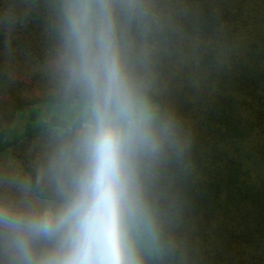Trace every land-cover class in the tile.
<instances>
[{"label":"trees","instance_id":"1","mask_svg":"<svg viewBox=\"0 0 264 264\" xmlns=\"http://www.w3.org/2000/svg\"><path fill=\"white\" fill-rule=\"evenodd\" d=\"M161 2L172 23L154 100L191 150L186 169L160 178L143 264H264V0ZM56 3L0 0V195L47 198L48 157L71 126L56 91Z\"/></svg>","mask_w":264,"mask_h":264},{"label":"clouds","instance_id":"2","mask_svg":"<svg viewBox=\"0 0 264 264\" xmlns=\"http://www.w3.org/2000/svg\"><path fill=\"white\" fill-rule=\"evenodd\" d=\"M54 16L72 122L46 163L48 197L0 195V264H143L160 178L190 163L189 133L154 100L172 12L161 0H57Z\"/></svg>","mask_w":264,"mask_h":264}]
</instances>
